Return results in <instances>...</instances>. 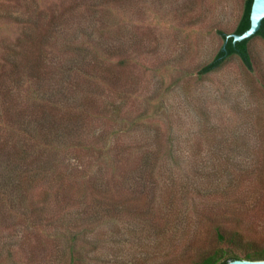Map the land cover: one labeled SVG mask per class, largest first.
I'll list each match as a JSON object with an SVG mask.
<instances>
[{"label": "rangeland", "instance_id": "obj_1", "mask_svg": "<svg viewBox=\"0 0 264 264\" xmlns=\"http://www.w3.org/2000/svg\"><path fill=\"white\" fill-rule=\"evenodd\" d=\"M242 4L0 0V57L7 54L5 45L29 51L30 32L39 37L49 66L44 89H56L58 75L70 88L81 86L76 96L94 84L93 94L97 90L102 105L109 104L116 122L90 116L86 128L96 135L114 129L117 135L107 144L132 147L119 156L127 175H107L111 190L88 193L85 203L75 204V188L65 192L50 172L28 184L26 203L46 197L43 221H32L29 205H17L11 184L0 189V264H197L219 247L240 252L264 245V38L249 41L250 70L230 55L216 70L198 73L222 46L219 32H232ZM20 37L25 49L18 46ZM95 57L108 77L98 74L86 84L98 72ZM19 74V82L16 75L0 82V104L12 110L26 108L25 71ZM133 118L161 139H141L140 127L130 128ZM6 120L0 117V138ZM140 148L159 150L157 158L146 160L155 162L152 178L131 172L143 163ZM73 153L69 148L57 155L58 170L87 165L83 148ZM0 172L15 184L28 182L3 166ZM65 195L72 201L68 210ZM58 214L63 219L56 221ZM217 228L233 242H220Z\"/></svg>", "mask_w": 264, "mask_h": 264}, {"label": "trees", "instance_id": "obj_2", "mask_svg": "<svg viewBox=\"0 0 264 264\" xmlns=\"http://www.w3.org/2000/svg\"><path fill=\"white\" fill-rule=\"evenodd\" d=\"M251 1L252 0H243L241 13L231 33H241L248 28ZM219 33L224 42L226 35L229 33H224L222 31ZM254 36L264 38V18L261 21L259 29L250 37L232 42V36H229L225 43V49H222L221 46L214 57L199 68L198 73L206 74L216 70L230 55L237 56L242 64L250 70L252 62L249 52V41ZM19 39L18 46L21 45L24 49L28 47L25 42V44L22 45L24 41L22 37ZM28 48H30L29 51L26 48L25 52H23L21 50H16L12 45H5L4 52L7 54L0 57V82H4V80L7 79L13 81L15 75L17 76L16 82H19L21 77L19 73L25 71L27 84L26 96L24 99H21L25 102L26 108L21 107L12 110L9 106H2L0 104V117L8 119L3 128L5 131L0 138V166L12 172L17 178H21L22 180L25 179L28 182L22 181L15 184L11 182L12 179L10 175L5 174L6 172H0V175L3 176V182H0V189L6 187L8 183L11 184V195L16 196L17 205L27 207L29 205L31 214H33L32 221L37 222L43 221L40 219L41 216L39 215L45 210V207H47V203L43 200L46 197H44L40 203L32 199L29 203H26L29 193L28 184L32 187L37 179L45 177L47 172H50L52 178L61 180L65 192L74 191L75 188L77 202H74L79 205V203L83 202L84 198L86 199L88 197V193H104L111 190V178L107 179V175L110 177L114 175H121L124 177L127 175L128 171L126 170V166L119 165V156L132 147H117L116 145L107 144L110 135H117V131L114 129L102 128L96 135L94 130L86 128V125L90 123V116L93 117L92 120L103 118L105 119L103 122L106 120H110L112 124L116 122V118L109 104L103 102L102 105L103 100L101 96H99L100 99L98 98L97 90L96 94H93L95 93L94 84H91V86L94 87L90 88L89 93L86 92L80 96H76L81 86L76 87L73 85L72 87L74 88H70L68 84L61 83L62 80L64 81V78H59L58 75L56 79H60L58 81L60 84L57 88H49L50 90L47 88L45 90L44 87L48 86V84L46 85L44 83L42 76H44V73L49 72L45 70V68L49 66L44 62L42 55L43 45L39 37H35L31 32L30 47ZM10 52L14 53L13 59L12 56L8 54ZM79 59L82 60L83 57H79ZM94 60L95 62L93 61L92 63L94 66L92 67L98 70V72L88 75V78H85L86 84H90V81L93 78H97L98 74L101 78L108 77V73L106 74L104 72V70H107V67L101 65L100 58L95 57ZM44 64L45 67H43ZM59 71L60 70H58V72ZM24 81L25 80L22 78L23 83ZM30 84H32V86L35 84V88L32 89ZM98 87L99 84L97 85V88ZM30 103L33 107L32 109L30 108ZM97 107L99 108L96 111ZM99 113H102V116L99 115ZM103 113H106V115ZM138 119L140 118L138 117ZM121 120L124 122L123 118H121ZM139 121L142 122V120H135V118L130 120L132 125L130 128H139ZM152 130V127L146 126L145 128L144 126V129L140 130V138L147 139L152 136L151 139L154 137L155 141L160 140L161 135L157 133V130L151 132ZM69 148H75L76 153L80 148H83L85 153L87 152L86 156L88 158L85 160L88 162L87 165L85 163L81 168L73 166V168L64 171L58 170L57 155L60 154L61 151H69ZM134 151L137 153V148L134 149ZM151 152L152 151L147 149L144 150L140 148V155L138 154L137 156H140L143 163L135 166L131 171L135 176H138V178L144 177V175L148 178L153 177L155 173V162L146 163V160L150 156L157 158L159 150L156 148L153 153ZM76 153L72 155L75 157L79 155ZM45 155H47L46 158H44ZM71 175L74 177L73 179L69 178ZM66 178L69 180H65ZM6 180L8 182H6ZM77 181L79 182L77 183ZM66 195L63 198L66 199L68 203L65 204H72L71 198L66 197ZM74 196L75 195L72 197ZM10 202L11 204L14 203L12 200H10ZM102 203L104 202H90L92 205L96 204L99 206H101ZM68 207L69 205L64 207L63 210H68ZM49 219L51 220V218ZM54 219L59 221L63 219V216H59L58 214ZM71 219V221H74V218ZM216 236L222 243L229 241L232 243L234 239H227L225 232H222L220 228H217ZM237 258L249 260L264 259V245L250 250H242L240 252L230 247H219L200 258L197 264H225L227 260Z\"/></svg>", "mask_w": 264, "mask_h": 264}, {"label": "water", "instance_id": "obj_3", "mask_svg": "<svg viewBox=\"0 0 264 264\" xmlns=\"http://www.w3.org/2000/svg\"><path fill=\"white\" fill-rule=\"evenodd\" d=\"M264 18V0H252L249 12V26L241 33H229L226 35L222 44L225 49V43L229 36H232V42L242 40L253 35L260 27ZM225 264H264V259L249 260L244 258L229 259Z\"/></svg>", "mask_w": 264, "mask_h": 264}]
</instances>
